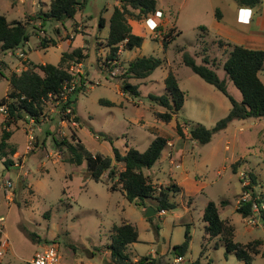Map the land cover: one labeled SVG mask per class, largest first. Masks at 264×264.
Segmentation results:
<instances>
[{"label":"rangeland","instance_id":"obj_1","mask_svg":"<svg viewBox=\"0 0 264 264\" xmlns=\"http://www.w3.org/2000/svg\"><path fill=\"white\" fill-rule=\"evenodd\" d=\"M50 2L0 0V15L9 21L25 23L30 34V41L14 54L0 52V71L4 73L0 74V100L7 95L6 77L11 73H21L30 63L57 65L64 52L81 48L85 59L70 69L76 75L82 74L86 82L74 106L80 122L61 121L60 106L48 103L47 119H42L41 124L30 119L11 127L12 143L21 154L11 157L21 175L17 178V170L7 171L0 161L1 261L31 264L43 246L54 245L59 250V264H113L107 248L114 234L113 227L128 221L139 231L138 242L127 248L133 262L149 257L148 262L157 260L155 264H175L173 247L184 242L189 228L192 239L182 264L197 260L201 264H245L219 239L204 238V209L209 202H214L221 217L235 226L236 243L257 241L258 253L252 264H264V224L249 226L236 210L244 191L241 173L245 172L247 177L252 173L256 179L252 189L257 195L264 194V119L234 120L205 145L192 143L189 136L192 124L213 128L227 116L231 104L224 94L183 63V55H191L199 65L208 56L214 64L213 70L221 79L226 78L223 64L230 48L219 44L211 33H203L201 27L211 30L217 11L225 15L226 23L230 22L231 10L237 8L235 1L157 0L158 9L164 12L159 18L163 21L157 22L153 30L150 18L130 19L134 34L144 37V42L131 51L119 50L118 58L113 61L107 60V37L110 18L119 0H86L84 9L75 20L65 22V26L53 21L43 25L37 18L41 10H49ZM261 6L264 7V0ZM154 17L157 19L156 15L151 18ZM102 19L104 28H100ZM172 28L175 29L172 35L177 31L181 34L165 48L164 38ZM44 37L57 40V46L42 49L40 43ZM142 56H154L163 63L147 79L124 80L128 64ZM169 72L176 76L186 98L178 116L165 123L156 117L157 112L165 110L149 96L167 93L165 79ZM259 77L264 84V70ZM124 82L138 86L139 95L125 92ZM227 87L233 98L241 99L240 91L229 78ZM102 100L114 106L103 104ZM4 119L5 113L0 111V136ZM177 125L181 126L183 136L178 134ZM73 133L87 151L102 156L112 155L107 137L123 154L132 147L144 152L157 136L168 138L161 159L145 174L158 189L178 185L177 182L187 177L182 186L184 190L170 194L176 209L155 213L149 219L146 209L130 203L122 192L110 190L112 183L107 175L95 182L86 163L75 166L64 161L67 152L57 150L54 137L73 142ZM29 136L34 139L30 148ZM43 141L46 149L42 148ZM37 145L42 147L35 151ZM185 145L184 153L174 152L180 148L184 151ZM173 158L178 165L170 163ZM117 167L118 171L124 168L122 164ZM146 203L156 207L155 201Z\"/></svg>","mask_w":264,"mask_h":264},{"label":"trees","instance_id":"obj_2","mask_svg":"<svg viewBox=\"0 0 264 264\" xmlns=\"http://www.w3.org/2000/svg\"><path fill=\"white\" fill-rule=\"evenodd\" d=\"M240 8H255L261 4V0H233ZM86 0H51L48 11L39 13L37 17L42 24L47 21L61 23L75 20L85 6ZM158 12L157 0H119V4L114 8L110 18L109 35L107 37V48L109 55L107 60L113 61L118 58L119 50L131 51L142 46L144 37L135 35L133 27L129 23L130 19L142 21L155 16ZM216 18L221 19V13L216 12ZM105 21L102 19L100 28H104ZM203 33H207L206 27H201ZM174 28L166 34L163 45L167 48L181 34L177 31L172 35ZM57 30V33H60ZM30 41L25 23L20 21H9L4 15H0V52L7 54L15 53L22 49ZM219 44H227L230 48L229 56L223 64V70L226 78L221 79L213 70L214 64L208 56L204 57L203 64L199 65L195 59L189 55H183V63L189 67L192 72L198 75L207 84L212 85L230 101L231 108L227 116L219 120L213 128H207L202 124H192L189 127V136L192 141L205 145L212 141L214 134L226 129L234 120H262L264 119V84L259 77V73L264 70V50L249 49L241 45L232 44L223 40H218ZM55 39L41 40L40 46L46 49L50 46H57ZM85 57L82 55V49L77 48L71 52H64L57 65L54 64H34L30 63L26 70L21 73L13 72L7 76L9 90L7 95L0 100V108L5 107V119L2 123V132L0 136V161L3 162L6 169L14 165L13 156L17 149L13 147L9 140L13 135L11 130L20 121L28 122L30 119L34 123L41 124L42 119L46 117V107L49 104L60 106L59 117L61 121L71 122L75 120L79 123V117L76 116L75 103L78 94H81L86 84L82 74L76 75L70 69L74 64H81ZM162 60L154 56H142L131 61L125 72L126 78L138 80L147 79L157 68L162 65ZM4 64V63H3ZM0 74L3 75L0 71ZM79 78V80H77ZM228 78L234 86L240 91L241 99L233 98L227 87ZM167 93L156 96L151 94L150 99L165 111L157 112L156 117L162 122L170 123L174 117H177L184 106L186 92L183 91L173 72H169L165 79ZM122 88L131 95L138 96V86L124 82ZM101 103L114 106V103L102 100ZM68 110L70 111L69 113ZM26 113V116L24 115ZM177 131L180 136L184 132L180 125H177ZM49 134V133H48ZM72 141L65 138L62 140L54 137V143L59 152L66 151L67 157L64 161L82 166L87 164L90 177L95 182H100L104 175L112 183L111 191H120L130 203L148 210V200L155 201V213L170 212L176 209L177 205L171 200L170 194L179 193L180 187L172 184L168 187L158 189L151 178L145 174L161 159L162 153L166 148L169 139L163 136H157L144 151L140 152L136 148H127L125 153L114 146L110 137L107 140L112 145V155L102 156L93 155L87 151L80 140L73 133ZM45 145V141H43ZM75 142V143H74ZM122 164L123 170L118 171L117 166ZM236 169V166H234ZM250 185L247 189L252 191L253 199L247 203H240L237 207V213L243 218L253 215L252 206L256 200L261 204L264 202V194L254 192L252 187L256 184L255 176L249 173ZM174 198V197H173ZM172 198V199H173ZM224 201L221 202L224 205ZM261 222L264 224V210H261ZM151 219V218H149ZM203 221L205 222V237L209 239L217 238L226 244L228 251H233L236 257L245 264H252L255 255L257 241L248 244L235 242L236 229L233 224L223 219L220 215L219 207L214 202H209L204 209ZM114 234L111 236L108 249L110 250V259L113 264H155L149 257H142L140 260L131 261L127 248L129 245L137 243L139 238L138 228L132 223L126 221L120 225H115ZM191 233L189 228L185 233V240L181 245L173 247V254L185 256L191 243ZM0 264H5L0 259ZM193 264H201L196 261Z\"/></svg>","mask_w":264,"mask_h":264},{"label":"crops","instance_id":"obj_3","mask_svg":"<svg viewBox=\"0 0 264 264\" xmlns=\"http://www.w3.org/2000/svg\"><path fill=\"white\" fill-rule=\"evenodd\" d=\"M236 7L237 8H233L231 10V16L233 17V19L230 22L226 23L225 15L221 13V19L218 20L217 18H215L214 22H212V25H211L212 31L207 28L208 30L207 34L208 32L211 33L212 35L210 36H212L216 40L220 39V40L232 43V44L244 46L249 49L264 50V7H262L261 4H259L255 8H240L238 5H236ZM158 12H160L162 15L164 14V12L160 9H158ZM157 19L154 17L153 20H155L156 23L163 21L162 18L161 19L157 18ZM150 25L152 26V24ZM19 124L20 123L18 122V124L16 125L20 126ZM20 131L24 133L23 128H21ZM12 137L9 140V143L17 149V147L12 143ZM193 142L194 141H192V143ZM42 146L37 145L35 151L41 149V147L46 149V142H45V145H43L42 143ZM184 148H185L184 151H182L181 150L182 148H180L178 150L179 152H177L176 150L174 152L184 153L186 151V145L184 146ZM15 154H20L18 149ZM174 161L175 160L173 158L170 160V163L172 165L173 164L175 165ZM25 162H26V159L23 160V162H21L22 165H24ZM13 168L17 170L16 171L17 178H19V176L21 175L19 168H15L12 165L9 169H6V170L10 171V169H13ZM187 181L188 179L187 177H185L182 181L177 182L178 186L180 187L182 191L184 190L182 186ZM5 237H8V236L5 234Z\"/></svg>","mask_w":264,"mask_h":264},{"label":"built area","instance_id":"obj_4","mask_svg":"<svg viewBox=\"0 0 264 264\" xmlns=\"http://www.w3.org/2000/svg\"><path fill=\"white\" fill-rule=\"evenodd\" d=\"M156 17L160 18L162 17V14L160 12L156 13ZM150 22V24H154V26H150L151 29H155L157 27V23L155 20H153L152 18H150L148 20ZM27 69V68H26ZM1 112L6 113L5 107H1L0 108ZM70 111L68 110L67 113H69ZM33 122V120H31ZM34 123V122H33ZM34 139L33 137L29 136V147L31 146V144H33ZM16 166H21V165H17ZM241 177L242 179V187H243V192L241 194L240 200L238 202V204L240 203H247L248 201H251L253 199L252 197V191H249L247 189V187L250 185V181H249V175L248 177L246 176L245 172L241 173ZM8 186L11 187L12 184L8 183ZM261 210H264V202L259 204L256 202V200L253 202V206H252V211H253V215L249 216L248 218H246V222L249 226H253V227H258L259 222H261ZM3 220V218H2ZM3 255V251L0 250V256ZM184 256H177L174 259V263L175 264H182L184 263ZM60 262V255H59V250L56 246L52 245V246H43L38 252L35 253L34 257L31 260V264H59Z\"/></svg>","mask_w":264,"mask_h":264},{"label":"water","instance_id":"obj_5","mask_svg":"<svg viewBox=\"0 0 264 264\" xmlns=\"http://www.w3.org/2000/svg\"><path fill=\"white\" fill-rule=\"evenodd\" d=\"M26 116V113L24 114ZM155 214L154 208L153 207H149L147 212H146V217L150 218Z\"/></svg>","mask_w":264,"mask_h":264}]
</instances>
